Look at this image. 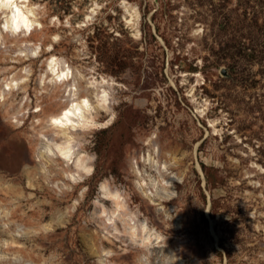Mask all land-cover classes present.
<instances>
[{"label":"rangeland","instance_id":"374dc122","mask_svg":"<svg viewBox=\"0 0 264 264\" xmlns=\"http://www.w3.org/2000/svg\"><path fill=\"white\" fill-rule=\"evenodd\" d=\"M30 1L43 24L31 38L59 35L52 51L81 91L91 74L110 80L112 113L95 106L110 124L78 139L93 173L72 185L45 149L65 100L40 92L50 52L13 62L4 34L0 79L31 75L25 110L20 92L0 102V264H264V0ZM101 183L146 221L147 246L127 219L104 222Z\"/></svg>","mask_w":264,"mask_h":264},{"label":"bare ground","instance_id":"6f19581e","mask_svg":"<svg viewBox=\"0 0 264 264\" xmlns=\"http://www.w3.org/2000/svg\"><path fill=\"white\" fill-rule=\"evenodd\" d=\"M11 2L15 7H0V50L6 49L4 41V34H6L13 41H19V48L15 51L16 54L12 56L13 62H20L23 58L40 59L43 56L42 50L50 52L49 56L43 61L45 71L39 76L40 92L42 93L48 88L57 89L65 100L58 111L48 115L47 126L53 128L55 133L52 137L50 136L51 138L49 137L45 149L49 159L57 157L63 164L71 165L73 169L65 170L64 176L68 178L72 185L74 183L85 182L93 173V156L83 152L78 139L97 128L106 127L110 124V121L99 122L94 114V108L96 106L105 112L107 116L111 115L112 95H110V90L112 84L105 76H102L101 81H99L100 77L91 74L87 79L88 89L81 91L79 76L73 72L72 67L64 58L52 51L53 43L59 40V35L55 34L51 38L52 43L46 48L41 46V41H34L31 38L33 31H41L43 27L36 12V4L30 0H11ZM95 9L93 7L91 12H94ZM17 12L27 21V27L21 25L18 31L12 27H5V25H10L12 16ZM134 20L133 17L126 18V21L130 24H135ZM87 21H90L89 14L86 15L81 24H86ZM20 71L21 74L12 70L8 72V75L1 77L0 102H5L10 95L20 92L22 96L19 105L22 110H25L26 104L30 100L27 92V83L31 70L27 66H23ZM196 75L195 84L201 81L200 73ZM195 84L191 86V90L196 86ZM206 107L207 102L201 105L199 112L203 114ZM40 110L41 106L38 104L35 111L39 112ZM10 119L15 124L20 123L19 115H13ZM54 120H59L60 123L55 124L53 123ZM215 121L217 120H211L210 123L215 126ZM38 131L40 136H46L43 130L40 129ZM58 134L60 138H57ZM30 167L26 165L25 169ZM33 168L38 173L42 172V165H37ZM104 185V183H101L100 193H103L104 199L111 202L109 209L104 205L99 210L103 214L102 218L104 222L117 228L116 223L118 220L127 219L128 225L126 227L131 236L135 238L142 237L143 242L147 246L151 242L152 236L149 234L146 221L139 219L137 214L132 210L124 213L126 204L121 190L107 189Z\"/></svg>","mask_w":264,"mask_h":264},{"label":"clouds","instance_id":"9594fccd","mask_svg":"<svg viewBox=\"0 0 264 264\" xmlns=\"http://www.w3.org/2000/svg\"><path fill=\"white\" fill-rule=\"evenodd\" d=\"M0 7L13 8L15 6L12 4L11 0H0ZM21 25L27 27V21L17 12L12 16L10 25H5V27L19 29Z\"/></svg>","mask_w":264,"mask_h":264},{"label":"snow or ice","instance_id":"6c2138e0","mask_svg":"<svg viewBox=\"0 0 264 264\" xmlns=\"http://www.w3.org/2000/svg\"><path fill=\"white\" fill-rule=\"evenodd\" d=\"M16 30L18 31V29H16ZM73 107H75V105H73ZM53 123H55V124H59L60 121H59V120H54Z\"/></svg>","mask_w":264,"mask_h":264}]
</instances>
